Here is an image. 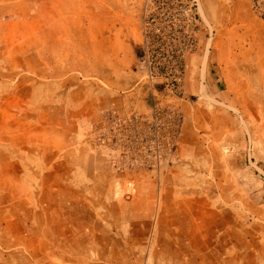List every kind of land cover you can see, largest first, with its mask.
Masks as SVG:
<instances>
[{"label": "rangeland", "instance_id": "rangeland-1", "mask_svg": "<svg viewBox=\"0 0 264 264\" xmlns=\"http://www.w3.org/2000/svg\"><path fill=\"white\" fill-rule=\"evenodd\" d=\"M194 1L177 91L136 67L145 0L93 10L89 51L58 60L59 76L51 28L41 58L0 37V264H202L206 205L251 230L237 263L264 256V20L246 0Z\"/></svg>", "mask_w": 264, "mask_h": 264}, {"label": "crops", "instance_id": "crops-1", "mask_svg": "<svg viewBox=\"0 0 264 264\" xmlns=\"http://www.w3.org/2000/svg\"><path fill=\"white\" fill-rule=\"evenodd\" d=\"M108 2L109 0H0V37L5 41L10 40L20 45L22 53L18 56L19 59L41 58L48 56L43 54L45 47L41 44V42H45L44 29L51 28L52 43L49 56L55 60L53 61V73L55 72L59 76L58 60L74 59L78 57L76 52L86 53L89 51L92 39L91 36H84L82 28L93 24L91 18L93 10L107 12ZM104 16L106 17V13ZM122 21V17H117L114 25L121 32V35L117 34L115 37V43H120L121 49L124 48ZM97 22L101 29L108 27V21L103 20L101 15ZM77 28H81L84 37L83 41L79 43L82 48H78V50L71 46L74 41L72 32H75ZM112 38L108 34L103 35V32L99 36L100 42L104 44L105 48L109 42H113ZM31 44L34 45L29 47ZM29 50L35 51V53L32 54ZM196 50L197 47L194 52ZM189 56L191 54L185 59H188ZM83 57H88V55L83 54ZM148 108L149 106L144 100L137 102L138 112H146ZM3 160L7 161V164L8 162L11 165L14 163L8 152L3 153ZM173 215L175 216V214ZM203 215L201 234L205 259L202 264H240L237 263L235 246L238 242L240 248L242 246L244 250L248 251L252 243L251 230H235V217L232 216L229 209H210L206 205ZM173 227L171 230H181L182 233V224H180V228L176 229L175 225ZM235 236H238L237 242ZM179 243L178 247L182 246V251L187 250L184 248L183 241H179ZM263 258L262 254L260 258H256L257 264H264ZM180 264H183V261ZM241 264L246 263L242 262Z\"/></svg>", "mask_w": 264, "mask_h": 264}, {"label": "built area", "instance_id": "built-area-1", "mask_svg": "<svg viewBox=\"0 0 264 264\" xmlns=\"http://www.w3.org/2000/svg\"><path fill=\"white\" fill-rule=\"evenodd\" d=\"M140 21L141 53L136 67L149 80L177 91L184 58L199 41L200 20L194 0H145ZM249 10L264 20V0H246Z\"/></svg>", "mask_w": 264, "mask_h": 264}]
</instances>
